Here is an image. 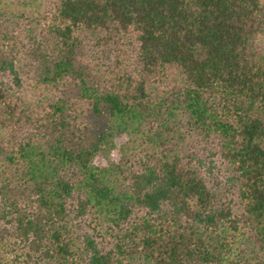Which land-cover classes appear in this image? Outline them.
I'll return each mask as SVG.
<instances>
[{
  "label": "trees",
  "instance_id": "1",
  "mask_svg": "<svg viewBox=\"0 0 264 264\" xmlns=\"http://www.w3.org/2000/svg\"><path fill=\"white\" fill-rule=\"evenodd\" d=\"M0 264H264V0H0Z\"/></svg>",
  "mask_w": 264,
  "mask_h": 264
},
{
  "label": "rangeland",
  "instance_id": "2",
  "mask_svg": "<svg viewBox=\"0 0 264 264\" xmlns=\"http://www.w3.org/2000/svg\"><path fill=\"white\" fill-rule=\"evenodd\" d=\"M220 170H223V168L221 167ZM221 174L224 175V170ZM221 178H222V176L219 179L221 180Z\"/></svg>",
  "mask_w": 264,
  "mask_h": 264
}]
</instances>
